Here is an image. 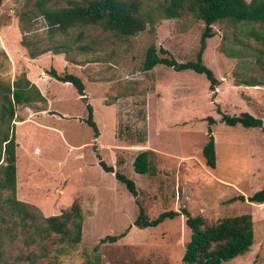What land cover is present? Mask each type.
I'll return each mask as SVG.
<instances>
[{
    "label": "rangeland",
    "instance_id": "374dc122",
    "mask_svg": "<svg viewBox=\"0 0 264 264\" xmlns=\"http://www.w3.org/2000/svg\"><path fill=\"white\" fill-rule=\"evenodd\" d=\"M33 1L2 0L0 5V81L11 83L25 75L46 98L44 103L16 108V197L33 206L42 224L43 217L60 214L77 202L82 235L76 246L58 252L47 239L40 242L38 235L19 233V228L0 232V264H16L17 254L38 250L40 244L52 249L43 259L58 264H184L189 239L184 215L155 227L135 226V197L114 172L103 170L96 153L135 182L137 198L150 217L180 207L211 220L250 213V249L222 264H264V203L232 199L264 187V131L229 126L216 110L218 104L230 115L249 112L264 126V56L258 62L257 53L234 37L253 41L226 22L213 25L216 34L203 53L204 63L220 80L212 100L204 74L163 64L142 68L150 45L167 49L179 62L193 60L202 21L166 18L164 0H128L136 2L145 21V29L135 35L98 25L50 33L44 19L30 12ZM41 49L45 51L31 57ZM52 67L82 79L99 129L96 138L83 121L87 109L76 88L52 77ZM251 79L261 85L242 83ZM208 116L216 120L211 124L214 168L206 165L202 154ZM5 129L0 119V131ZM145 149L152 151L155 174L133 169L134 157ZM8 195L7 189L0 190V216L9 215ZM11 221L0 219V225ZM129 226L119 240L101 242L105 235Z\"/></svg>",
    "mask_w": 264,
    "mask_h": 264
},
{
    "label": "trees",
    "instance_id": "16d2710c",
    "mask_svg": "<svg viewBox=\"0 0 264 264\" xmlns=\"http://www.w3.org/2000/svg\"><path fill=\"white\" fill-rule=\"evenodd\" d=\"M163 13L166 18H182L188 16L203 22L199 38V48L193 60L179 62L165 48H156L155 45L147 47L142 62L143 70H151L157 64H163L174 70L190 69L204 74L209 81V90L212 100L216 96V88L220 80L213 70L203 61V53L207 40L216 34L213 25L217 22H226L229 26L239 29L253 43L245 42L235 36L234 40L246 49L257 53V61L264 56V0H164ZM2 0H0V5ZM33 14L41 16L50 33L66 32L69 28L87 27L98 25L105 30H111L123 35H135L145 29V21L137 10V4L128 0H34ZM45 51L31 52V57ZM49 74L61 82L72 84L85 103L87 116L83 121L91 127L93 136L99 135V129L93 117V107L85 95V85L82 79L70 72L59 73L55 68H50ZM246 85H261L254 79L242 81ZM237 83V85L242 84ZM46 102L45 96L38 86L25 75L13 80L11 83L0 81V119L6 124L7 129L0 131V166L2 163L3 176L0 178V190L7 189L9 195L6 202L9 206V215H1L0 219L12 224L0 225V232H10L12 228H19V233L38 235L40 242L47 239L50 245H56L54 250L64 252L67 248L76 246L82 235L83 216L81 207L77 202L63 210L60 214L43 217V224L39 222L33 206L16 197V142L13 134L15 112L18 106H31L36 103ZM220 120L229 126L240 124L244 127H258L264 131L263 120L249 112L239 115H230L216 105ZM207 141L202 147L205 163L209 168L216 166L215 140L212 135L211 124L216 122L208 116ZM9 129L10 132L9 133ZM144 141V136L139 142ZM149 149L139 151L133 159V169L138 173L155 174L156 167L151 161ZM99 164L106 172H114L118 181L122 182L129 192L135 197L138 205V214L133 224L139 228L155 227L165 219H173L184 215L185 224L189 230V239L184 246L182 262L184 264H222L237 256L246 253L254 241L253 218L250 213L220 217L211 220L200 214H192L186 207L178 210H165L155 217H150L145 211L141 201L137 198L135 182L124 173L114 171L101 156L96 153ZM233 200H247L249 202L264 203V187L251 195L238 194ZM16 217L17 220L12 219ZM7 218V219H6ZM13 225V226H12ZM130 226L123 232L105 235L101 242H115L126 235ZM55 233L58 237L51 239ZM32 240H35L33 238ZM40 244L39 249H27L17 254L13 259L16 264H58L54 260L45 261L49 251ZM61 250V251H60ZM5 264H12L3 260Z\"/></svg>",
    "mask_w": 264,
    "mask_h": 264
}]
</instances>
